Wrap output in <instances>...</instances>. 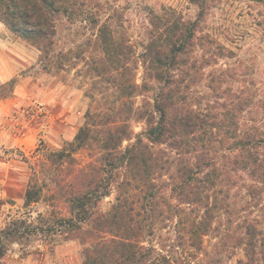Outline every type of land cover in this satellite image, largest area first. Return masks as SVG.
I'll return each instance as SVG.
<instances>
[{
  "label": "trees",
  "instance_id": "1",
  "mask_svg": "<svg viewBox=\"0 0 264 264\" xmlns=\"http://www.w3.org/2000/svg\"><path fill=\"white\" fill-rule=\"evenodd\" d=\"M115 1L0 0V23L57 71L70 53H55L58 24L88 23L96 53L86 67L114 96L104 111L85 114L70 142L45 154L29 177L23 207L53 189L51 196L68 210L53 226L67 240L79 239L81 264H193L220 215L233 233L227 258L240 249L245 260L237 264H264L258 222L236 209L237 197L264 207V89L246 78L240 62L221 66L236 55L208 32L206 0H187L199 10L193 18L171 7L146 6L139 49L121 32L123 15ZM7 84L13 87L15 80ZM138 96L143 99L135 106ZM132 117L144 123L142 133L133 135ZM123 141L129 143L122 148ZM82 150L92 159L77 167ZM113 184L115 203L98 213ZM30 229L44 232L26 225L21 233L13 224L0 231V264L7 245ZM159 229L174 234L168 249L144 243Z\"/></svg>",
  "mask_w": 264,
  "mask_h": 264
},
{
  "label": "rangeland",
  "instance_id": "2",
  "mask_svg": "<svg viewBox=\"0 0 264 264\" xmlns=\"http://www.w3.org/2000/svg\"><path fill=\"white\" fill-rule=\"evenodd\" d=\"M204 3L208 7L204 17L208 32L236 55L232 60L221 61V66L240 62L246 78L253 79L257 87L261 85L264 89V4L251 0H206ZM113 5L123 15L121 32L135 48L145 40L146 6L155 10L161 6L171 7L180 10L186 18H193L199 11L187 0H116ZM5 29L0 30V195L3 197L0 202L10 207L0 219V231L13 224L21 233L26 225H38L44 232L30 229L31 232L24 233L17 242L7 245L2 262L81 264L83 246L79 239L67 240L65 231L53 226L56 216H68L63 200L51 196L53 189L45 190L41 201L29 208L23 207L22 198L29 177L38 172L45 154L70 142L88 111H104L111 105L114 100L111 86L93 77L86 67L91 54L96 52L92 46L94 36L85 21L58 24L55 53L70 51L67 53L68 64L60 71L42 60L35 47ZM141 71L139 67L137 83ZM12 79L15 80L13 87L7 84ZM198 88L202 94L204 89ZM142 99L136 97L135 106H139ZM129 124L133 135L145 129L144 123L134 117ZM128 143L123 141L122 148ZM75 157L77 167L87 165L92 159L88 151L83 150ZM115 197L116 184H113L110 195L98 203V213H107L115 203ZM240 197L243 198V194ZM244 199L236 198L241 203L236 209L241 217L248 216L249 220L257 221L264 234V207L253 208ZM224 220L222 215L217 216L213 225L216 229L203 238L202 249L193 264H216L217 261L237 264L238 260H245L240 249L227 258L233 233L231 229H225ZM51 227L53 230L46 232ZM173 238L171 229H159L144 243L157 249H168Z\"/></svg>",
  "mask_w": 264,
  "mask_h": 264
},
{
  "label": "built area",
  "instance_id": "3",
  "mask_svg": "<svg viewBox=\"0 0 264 264\" xmlns=\"http://www.w3.org/2000/svg\"><path fill=\"white\" fill-rule=\"evenodd\" d=\"M10 206H8L5 202H0V219L4 218L5 210L8 209Z\"/></svg>",
  "mask_w": 264,
  "mask_h": 264
},
{
  "label": "crops",
  "instance_id": "4",
  "mask_svg": "<svg viewBox=\"0 0 264 264\" xmlns=\"http://www.w3.org/2000/svg\"><path fill=\"white\" fill-rule=\"evenodd\" d=\"M0 30H6L4 28V25L2 23H0ZM1 189V188H0ZM0 200H3V197L0 195ZM21 200V199H20ZM22 201H23V198H22Z\"/></svg>",
  "mask_w": 264,
  "mask_h": 264
}]
</instances>
